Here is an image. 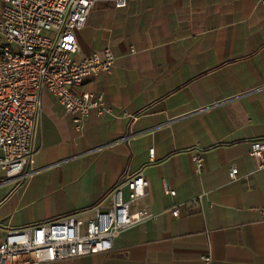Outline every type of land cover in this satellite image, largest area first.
<instances>
[{"label": "crops", "instance_id": "obj_1", "mask_svg": "<svg viewBox=\"0 0 264 264\" xmlns=\"http://www.w3.org/2000/svg\"><path fill=\"white\" fill-rule=\"evenodd\" d=\"M76 39L75 59L107 46L115 54L110 73L77 88L103 93L109 112L91 110L79 137L43 91L35 171L0 185V239L105 204L123 177L140 171L147 194L134 208L156 219L75 264H205L202 254L210 264H264V167L249 154L264 137V0H127L124 8L99 1ZM163 180L174 196L163 193Z\"/></svg>", "mask_w": 264, "mask_h": 264}, {"label": "built area", "instance_id": "obj_2", "mask_svg": "<svg viewBox=\"0 0 264 264\" xmlns=\"http://www.w3.org/2000/svg\"><path fill=\"white\" fill-rule=\"evenodd\" d=\"M124 8L127 0H2L0 10V185L21 182L34 171V139L42 112V93L52 94L71 118L76 135L84 131L91 110L109 112L103 93L78 92L83 79L110 73L115 54L110 46L75 59L79 51L76 32L99 2ZM152 159L154 149L150 148ZM264 137L250 144L249 154L264 167ZM195 172L204 169L201 149L191 155ZM238 170L231 167L230 179ZM148 183L142 172L123 177L107 195V203L89 211L8 229L0 239V264H75L78 258L111 250L113 239L156 214L134 208L146 196ZM127 189V199L123 196ZM163 193L175 190L163 180ZM200 194L192 203H200ZM178 216L175 206L170 210ZM264 226V221H263ZM205 264L209 254L200 255Z\"/></svg>", "mask_w": 264, "mask_h": 264}, {"label": "rangeland", "instance_id": "obj_3", "mask_svg": "<svg viewBox=\"0 0 264 264\" xmlns=\"http://www.w3.org/2000/svg\"><path fill=\"white\" fill-rule=\"evenodd\" d=\"M1 220H3V219H0V226L2 225V224H4V222L5 221H3V222H1ZM0 235H1V230H0ZM85 260H87V259H85ZM86 262V261H85ZM55 264H68L67 262H57V263H55Z\"/></svg>", "mask_w": 264, "mask_h": 264}]
</instances>
